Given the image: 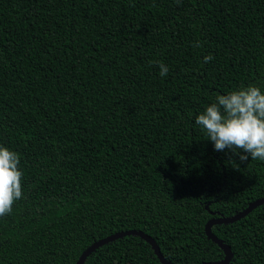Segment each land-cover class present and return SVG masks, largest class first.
Listing matches in <instances>:
<instances>
[{"label":"trees","instance_id":"1","mask_svg":"<svg viewBox=\"0 0 264 264\" xmlns=\"http://www.w3.org/2000/svg\"><path fill=\"white\" fill-rule=\"evenodd\" d=\"M248 85L264 0H0V146L23 172L0 264H76L133 230L170 264L222 261L205 225L264 198V161L215 151L195 117ZM211 231L229 264H264V205ZM84 264L161 263L127 236Z\"/></svg>","mask_w":264,"mask_h":264},{"label":"clouds","instance_id":"2","mask_svg":"<svg viewBox=\"0 0 264 264\" xmlns=\"http://www.w3.org/2000/svg\"><path fill=\"white\" fill-rule=\"evenodd\" d=\"M193 46H200L197 41ZM213 59L204 56L203 63ZM159 75L168 74V67L157 62ZM215 95V102L195 117V124L207 134L215 151H231L240 161H264V92L248 85L226 95ZM244 153V154H240ZM18 153L0 146V217L9 214L13 204L23 198Z\"/></svg>","mask_w":264,"mask_h":264},{"label":"water","instance_id":"3","mask_svg":"<svg viewBox=\"0 0 264 264\" xmlns=\"http://www.w3.org/2000/svg\"><path fill=\"white\" fill-rule=\"evenodd\" d=\"M264 205V198L257 200L256 202L250 204L245 210H243L242 212L232 216V217H228V218H219V219H212L209 220L204 228L205 231V235L207 237L208 240L212 241L213 243H215L224 253V259L222 261H218V262H210V263H202V264H229L231 259H232V253L230 251V249L228 248L227 245H225L221 240H219L211 231L212 227L214 225H229L232 223H235L239 220H241L242 218H244L245 216H247L250 212H252L254 209H256L257 207ZM127 236H136V237H140L141 239L145 240L153 249L154 254L156 255V257L158 258V260L160 261L161 264H170L169 262H167L162 254L160 253V249L157 246L156 242L148 237L146 234H144L143 232L140 231H125V232H119L116 233L114 235H111L103 240H100L96 243H94L93 245H91L90 247H88L79 257L78 261L76 262V264H84L86 259L94 252L96 251L98 248L111 243L115 240H118L120 238H124Z\"/></svg>","mask_w":264,"mask_h":264}]
</instances>
